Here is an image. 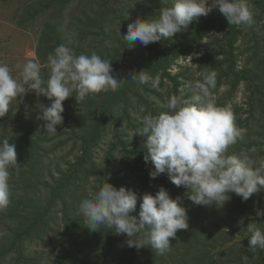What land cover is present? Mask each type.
Masks as SVG:
<instances>
[{"label":"trees","instance_id":"1","mask_svg":"<svg viewBox=\"0 0 264 264\" xmlns=\"http://www.w3.org/2000/svg\"><path fill=\"white\" fill-rule=\"evenodd\" d=\"M73 2H80L83 8L66 26H62L64 8ZM247 2L255 12V23L250 28L228 24L223 14L213 8L207 16L192 21L186 31L147 46L138 41L131 46L122 38L128 23L137 18L148 20L147 16L160 14L162 8L171 6V0L167 4L164 0H34L31 3L30 7L36 6L34 16L55 12L49 14L40 33L36 49L39 58L46 60L56 46L71 41L69 46L77 54L97 53L111 60L113 74L122 82L115 92L91 94L83 101L75 100L73 93L74 97L63 102V124L59 126V131L70 133L80 145L77 153L66 161L65 167L57 170V175L42 160L39 143L43 132L42 121L30 125V130L13 135L9 140L15 144L17 162L21 165L19 173L13 172L10 178V204L0 211V223L3 224L0 231V264H244L245 256L247 264H264V250L250 249V233L247 230L252 223L264 228V216H256L257 209L264 211V192L254 194L246 201L228 193L230 199L221 207L199 206L187 198V189L174 185L166 174L155 179L149 177L153 166L150 162L145 163L147 151L141 144L130 148L128 142L119 140L125 160H130L132 155L144 168L149 166L145 173L136 175V181L141 179L137 185L133 180L128 182L129 175L121 174L116 165L110 163V156L117 146L114 142L105 152L103 160L95 152L105 136L109 112L114 107L126 106L128 98L136 97L139 103H145L153 110L159 108L166 111L165 106H153L146 94V84L134 82L131 74L143 70L153 78L167 79L173 84L172 91L178 93L181 75L172 72L171 64L179 57L189 56L195 45L214 30H222L228 35L226 43L218 44L216 49L193 60L207 62L222 56L218 61L217 83L230 82L231 87L219 92L214 99L216 104L228 107L231 93L240 82L250 85L259 82L256 88L260 87L259 84L263 85L259 69L250 63L262 51L264 64V0ZM116 21L121 24V29L113 25ZM246 34H250L253 40L250 47L252 55L239 65L238 57L247 54V51L236 44ZM97 35L99 42L92 46L88 38ZM224 63L226 66L221 69ZM157 94L161 100L165 99L163 94ZM126 115L133 121L136 131L142 128V120L134 119L128 112ZM240 143L238 141L235 145ZM263 143L250 141L241 150L231 145L228 153L239 154L251 147H261ZM256 160L258 166L264 159ZM92 175L100 176L117 188L124 186L133 190L138 202L137 211L132 215L138 213L140 197L144 193L155 195L159 186L165 187L172 198L181 197L187 210L188 228L177 231L176 238L170 239L171 250L163 256L148 246L140 249L128 247L126 234H116L115 229L100 226L99 230L90 231L84 224L85 218L78 213V204L84 198H91L100 188L94 186L90 191L84 187ZM57 205L60 207L55 212ZM59 212L62 221L53 226L52 215ZM50 233L56 237L46 241ZM34 240L37 242L28 245Z\"/></svg>","mask_w":264,"mask_h":264},{"label":"clouds","instance_id":"2","mask_svg":"<svg viewBox=\"0 0 264 264\" xmlns=\"http://www.w3.org/2000/svg\"><path fill=\"white\" fill-rule=\"evenodd\" d=\"M164 2L167 4L168 0ZM213 8L223 14L228 24L250 28L255 23V12L247 0H171V6L162 8L158 18H137L128 23L122 38L131 46L137 41L143 46L159 43L186 31L192 21L207 16ZM70 43L60 44L48 54L47 80L38 60L16 65L20 69L19 79L13 76L8 64L0 62V118L9 113L13 101L21 103L27 94L34 93L50 102H38L35 108L43 131L53 135L57 126L63 124V102L74 97L73 93L75 100L83 101L91 94L119 89L122 80L113 74L111 60L97 53L77 54ZM200 76L201 79L185 85L187 98L184 94L171 95L166 111L146 114L142 128L133 136L144 138L145 163L153 166L149 177L166 174L174 185L187 189L185 195L193 204L221 207L230 199L228 193L246 201L264 192V160L257 166V160L248 151L228 153L229 146L244 140L245 130L237 126L230 107L218 106L213 99L217 73L210 70ZM130 78L140 85L159 84L158 77L143 70ZM9 140L0 137V211L10 204V178L13 172L19 173L21 165L15 144ZM137 202L133 190L104 182L91 198L79 202L78 213L85 218L84 224L90 231H97L100 226L115 229L116 234H126L128 247L148 246L156 254L166 255L171 250L170 239L176 238L178 230L188 228L181 197L172 198L165 187L159 186L155 195L146 192L140 197L139 211L132 215L137 211ZM256 216H264V211L257 209ZM247 230L250 249L264 250V228L252 223ZM243 259L247 264V257Z\"/></svg>","mask_w":264,"mask_h":264},{"label":"rangeland","instance_id":"3","mask_svg":"<svg viewBox=\"0 0 264 264\" xmlns=\"http://www.w3.org/2000/svg\"><path fill=\"white\" fill-rule=\"evenodd\" d=\"M33 1L34 0H0V62L8 64L12 69L13 76L19 79L20 69H18L16 65H22L28 60H38L42 65V75L44 79L47 80L50 71L47 66V59L43 60L39 58L36 49L40 33L44 27V22L49 17V14L53 15L55 12H49L48 15L47 13H42L34 16L33 10L36 9V6L30 7ZM82 8L83 6L80 2H73L67 5L62 13L63 19L61 25L66 26ZM158 17L159 14L151 17L147 16V19L151 20ZM113 25L121 29V24L117 21L114 22ZM209 35L211 36L209 37ZM209 35L203 37L202 40L195 45L193 52L189 55L192 57L191 60L189 56L179 57L171 64L172 72L180 73L181 75V84L178 93L172 91V82L160 77H158V86L153 87L151 82L145 85L148 89L146 94L149 101L154 104V107L159 105L164 108L168 98L173 94H184L185 98H187L188 93L185 89V85L188 82L201 79L200 73L210 70H214L216 73L219 72L218 61L222 59V56L213 57L207 62L203 59L193 60L195 57L204 56L205 53L216 49L218 44L226 43L228 38V35L222 30H214ZM98 39V35L96 37L89 36L88 38L92 46L99 42ZM251 40L250 34H246L244 38L238 39L236 45H241V49L247 51V54L238 57L239 65H242L244 60L252 55V49L250 48L252 45ZM262 60L263 52L261 51L250 64L256 67V69H259L263 76L261 78L262 82H264V64H262ZM225 66L226 64L224 63L221 69ZM255 83V85H258L257 83L259 82ZM255 85H250L248 82H240L237 88L232 91L231 99L228 101V107H232L237 126L245 130L244 140L237 146L235 145V149L237 150L244 149L250 141L264 142V83L263 85L259 84V88H256ZM230 87V82L217 83L216 89L213 90V99H215L217 95L219 96L223 91L230 89ZM141 90L145 91L144 89ZM157 93L163 94L165 99L161 100ZM38 102L45 105L49 103L46 98L42 96L36 97L34 93L27 94L21 103L17 104L16 101H13L9 113L6 114L5 117L0 118V137L6 136L11 139L13 135L17 136L24 131L30 130V128L34 126L32 124L37 125L40 120L37 119L39 112L35 108V105ZM126 106L120 105L119 107L111 109V112H109V121L106 123L105 136L99 144L100 147H98L95 152L96 156L103 160L105 152H107L112 142H114L117 146L110 156V163H114L116 165V170L121 171V174L129 175L128 182H132L133 180L135 181L134 185H137L141 183V179L137 178L136 181V175L145 173L149 169V166L144 168L141 163L135 161V156L132 155L129 156L130 160H125V154L121 150L119 140L123 139L128 142L130 148L137 143L141 144L142 147L144 146L143 137L133 136L136 132V128L132 126L133 121L129 119L126 114L128 112L134 119L142 120L146 114L151 113L153 115H158L163 111H160L159 108L153 110L146 106L145 103H139L136 97L128 98ZM40 124L42 125V122ZM39 143L42 152V160L54 175H57V170L59 168L62 169L65 167L66 161L77 153L80 145L70 133L60 132L59 126H57V132L53 135H48L43 131ZM247 151L254 159H264V143L261 147H251L247 149ZM104 182L106 181H103L100 176L92 175L84 183V187L92 191V187H101ZM141 188H143L142 184ZM59 207V205L55 207V212H58ZM60 215V212L58 215L57 213L52 215L53 218L51 219V223L53 226L61 223L62 218ZM2 229L3 224L0 223V231H2ZM53 235L52 233L48 234L46 241L56 237ZM36 242L37 240H34L32 243H28V245H33V243Z\"/></svg>","mask_w":264,"mask_h":264}]
</instances>
